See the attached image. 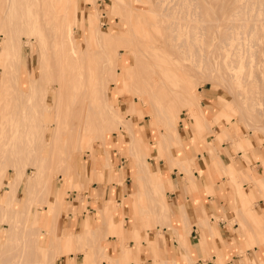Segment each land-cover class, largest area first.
Returning <instances> with one entry per match:
<instances>
[{
	"label": "bare ground",
	"instance_id": "bare-ground-1",
	"mask_svg": "<svg viewBox=\"0 0 264 264\" xmlns=\"http://www.w3.org/2000/svg\"><path fill=\"white\" fill-rule=\"evenodd\" d=\"M94 1L95 0H92V3ZM116 1H118L119 4L120 2H123L126 7L125 12L123 13L121 11L120 14L123 13L124 17L122 20L123 22H125L127 35L123 36L118 33H115L114 31H103L102 29H100V25L102 23L99 18L105 15L104 13H100L97 10L96 14L98 21L95 24H93V26H91L89 32H84L85 39L83 41L82 47L79 48L78 46L79 39H76L75 36L73 35L76 24L71 20V14H72L71 8L73 9L72 0H0V162L2 163L3 161L8 162L2 167L4 177H5V172L8 168L13 169V171L15 169L14 172L15 174L12 176L10 180L9 179L4 180L3 178L2 181L3 184H1V186L2 185L5 186L4 188L6 192H8L10 195L9 201L13 202L14 204L16 202V195L15 196L13 195V190H14L13 183L16 182L18 179H20L25 184L24 190L26 189L23 198L24 207L18 209L19 207H21L22 204L20 206L18 205V208L16 207L15 204L14 206L15 208L12 212L13 215L19 214L20 218H22L21 224L23 225L22 227L25 228V230L23 231L24 234H22L19 241L18 240L16 241L14 239L15 235L11 234L7 236L4 244L0 243L1 246L0 260L2 259L1 257L5 256V254L7 253L8 251L7 246L9 247L15 241L17 243L21 242V245H26V246L29 245L31 242H33L34 248L38 253L37 245L40 241V237H41L40 234L41 232H43V229L41 225H38L36 226V230H33L35 227L33 226L34 225L33 215L36 210L40 208L45 209L46 201L50 198L52 174L49 173L50 171L49 164L53 161L54 168L55 165L57 164L58 167H56L55 169L57 168L60 169V167L62 166L60 162H63L62 160H64L65 164H67V167L66 165H64L65 167L62 166V168H65V170L61 169L60 171H64V174L66 172L69 173L67 170V168H69L68 162H70V160L72 161V156H73L72 149H74V147L78 149L76 150L75 148L77 154L73 156L74 157L73 164H75V168H76V156L79 155L78 153L80 150L79 147H81L80 144L83 143L82 142L83 140L85 142L87 141L86 144H88L89 147L91 146V143L92 144L95 143L94 141H98V142L100 141L102 146H104L107 134L115 130L116 131L120 130V126L122 125V122L116 119V113L119 114L117 110L120 111V108L119 106L118 108H114V106L111 107V105L105 103L103 94L105 93L104 91L105 88L108 87L109 85L106 84L107 86H105L104 90H102L104 85L102 86L101 83V81L103 80V83L105 84V82H107L108 80L104 81V79L106 78L109 79L111 75L110 73H107L108 67H110L109 61L111 59L114 60L119 59L120 51L122 50L119 49V46L120 47L123 46L122 48H124L129 52V54L133 58L134 65L136 64V69H138L136 70L133 63L131 64L133 65L132 67H134L135 70L132 72V74L129 75L128 72V74L126 75V78H131V84L127 83L129 86L133 85V83L138 82V84H140L143 88H145V92L148 91L150 94L159 93L162 95V96L160 95L161 97H168L169 99L171 98L169 96H172L173 94H177L176 97L175 95H173L174 96L173 98H175V100L173 101L172 98L171 99L173 101V102L171 101L172 103L171 102L169 104L163 103L164 105L161 104L162 105L161 108L155 109V111L153 112L157 115L159 114L160 119L163 121V122L160 121V125H162V128L159 129L160 132L159 138L160 141L164 144H162L159 140H157V142H159L160 145H165L163 147L161 146V148L163 149L165 147V150H167L166 152L169 153L168 155V153L165 152L166 153L165 156L167 155V157L165 158L166 159L168 158L167 161L169 163L172 162V160L170 161L169 158L175 159V157L178 156L176 151L174 152V154H172L169 150L172 139H175L179 147H181V150L185 152L184 145L182 142H180L179 134H175L176 137L171 138V134L166 133L170 127L173 128L172 130L171 128L169 130L174 132L175 130L174 128H176L177 122L180 119L178 116L180 112V108L184 107L188 111V113L197 111L196 113H198L199 116H202L203 118H206L207 116L209 117V115L206 116L208 112L209 114H211L210 110L206 112L207 109L205 110L201 107L200 93H198V90H195V85H193L194 84L193 78L196 77V73L197 76L199 75L198 73L199 70H197L196 68H199L201 63L205 64L206 66L205 69L209 67L208 69L210 71L212 70L214 71V69L211 68L213 63V61L210 58L212 52L205 53L206 52L205 50H204L205 52H202L201 45L199 44L200 40H202V37L199 35L200 34L203 35V31H205L204 33L206 34V31H210V29L213 27L210 20L206 21L204 19L203 17L204 11L200 8L201 6L199 7L200 4V3L198 4L199 0H116ZM116 1H113V5L114 3H117ZM214 1L217 2L218 0H214ZM222 2H225V0H223ZM256 6L258 5L256 4ZM123 8H121V10H123ZM247 10L248 9H246V11ZM254 13L256 14V12ZM242 18H240V20ZM253 20L254 18L250 19L251 22ZM258 20L259 19H255V21ZM218 21L217 23H219ZM253 22L251 25H253ZM246 24L247 23H244V25ZM230 26H231L230 24L229 27L226 26L227 29L226 31H224L225 32L224 37L223 39L222 37L220 39V40H224L223 42L225 46L218 45L215 48L217 49L226 48V45L229 44L228 41L232 39L230 33L231 30L228 31L230 29ZM251 28L253 29L254 27ZM92 34L105 37L106 39H108V42L109 41L110 42L106 44V47L104 49L101 47H98V49H94L90 45V35ZM179 37L182 41L177 40ZM233 38H235V36ZM166 41H168L167 42L168 47H165L166 43L164 45V42ZM32 44L37 46L39 53V61L36 67L37 75L35 74V71L32 67L30 70L28 69L30 74L29 75L30 81H29L28 91L25 92V87L20 79V67L23 60L22 48L23 47L27 48L29 46L30 52H32L33 51V49L31 48ZM163 47L168 49L171 48V50L169 49L170 51H167L168 49H165L166 52H164ZM148 49L149 50L151 49L150 51L152 52L148 51ZM176 49L177 51L178 50L181 51V52L179 51V54L181 53L180 55L176 53L177 51L174 52L176 55L177 54L179 55L178 57L179 59H174L172 56L173 52L171 53V51H174ZM160 50L163 51L164 53L162 52L161 54ZM175 54L174 56L176 58L177 56ZM170 55L171 57H169ZM180 57H182L181 60ZM171 58H173L174 60ZM225 58L226 60L224 61L222 68L227 69L230 68L232 64L228 60L229 55H226ZM150 59L152 61H150ZM232 60H233L232 62H236V64L240 63V65H244V66L245 64L248 63L247 62L244 64L245 61L243 62V60L241 59V54L239 50L233 53ZM115 63L116 62H114V64ZM148 65H151L152 68L151 69L150 67L148 68L147 67ZM165 65H166L165 67L166 75L164 73L162 74V72L160 73L159 71V70H163L164 72ZM115 66H119V65L115 64ZM162 66L163 68H161ZM105 68H107L106 72H105ZM112 68L113 67L111 66L110 69ZM102 69H104V72ZM112 70H113L111 71L112 76L110 77V78L113 77L114 79V80L112 79L114 82L113 83L114 85L113 84L112 85L113 87H118V84L115 83L118 82V76L120 75L121 72L117 73L116 71L118 70L120 71V68L116 70L114 69ZM208 73L206 76H211L208 75ZM162 75L163 76L165 75L167 79ZM249 76L250 73L247 75V77H243L241 79V82L244 81L246 83L249 80L248 79ZM257 76L255 77L257 78ZM211 77L213 79L218 78V80L219 78H221L222 80H225L226 83L227 82L229 83L230 81L233 83L232 80L228 79L230 77L227 78L225 77V75L218 76L217 74ZM165 79L167 81L169 80V82H166ZM109 80H110L109 82H111V79ZM254 80L255 79H252L253 82H255ZM249 82L251 81H248V83L246 84H249ZM176 83L179 84L180 90H176L174 88L175 86H177ZM140 85L139 87H141ZM252 85L253 83L251 84V86ZM232 87H234V85ZM263 88L264 87H262V89ZM237 90L239 91L240 88ZM106 92L109 93L110 91L108 92L106 90ZM116 92L115 95H117L119 99L120 92H118L117 94ZM251 92H253V90ZM239 93H243V92L239 91ZM239 93L237 94V96L241 95L243 100L245 99L251 100L254 104L255 102L258 103V101L262 97V94L260 97L259 96L260 93H259L258 96L260 98L256 96L259 98L258 100L256 97H253L250 92H249L250 94L248 95L246 94L247 96H243L244 93L243 94H239ZM257 93L253 95L255 96L257 95ZM107 95H111V93ZM107 95L105 94V97ZM237 96L235 95L233 97V95L231 94L230 99L234 98V100L236 101L237 98L235 99V97ZM110 97L111 96H109L108 98ZM149 97L151 98V96ZM152 100L149 102H152ZM165 100L166 102L170 101L167 100V98H164L161 102ZM107 101L108 100H106V102ZM111 101L113 100H111L110 98L108 102L110 103ZM178 103L179 104L182 103L181 106ZM106 104L107 107L109 106L108 108L111 107L112 109H107ZM152 104L154 105L155 103H151V105ZM189 104H194L195 108L193 109L192 107V109H190L191 106L189 107L188 106ZM153 105L151 106L152 108ZM178 105L180 108L178 107ZM126 110L128 109L126 108ZM208 117L206 119H208ZM129 122L131 121H128V124ZM131 124H129L126 127L133 125ZM133 126L132 128L134 131L135 129ZM209 132L211 131L209 130ZM15 134L20 136V139L18 141H12L11 139V137L14 138L13 136ZM168 135H170L169 137L171 139L167 137ZM133 136H131L130 134V138H129L130 140L126 145L125 153H127L128 155H132L134 157L132 171L135 174H137L138 177L145 184L146 180H148L150 176L151 170L148 167V163L142 157L143 156L145 157V155L148 153L150 145H146L145 148L143 149L137 137L136 136L133 137ZM166 140L168 141L166 142ZM77 141L79 142L77 143ZM86 144H84L83 146H85ZM45 146H47V149H45ZM12 148L14 149L13 152H12ZM83 148H81V150ZM205 152H207L210 158H211L210 155H215L218 158L217 161L220 162L219 156L216 152V148L214 147V145L208 144L207 150ZM58 153L61 154L55 157ZM138 153H140V155ZM56 160L59 161L58 162L59 165L61 164L60 167L57 162L55 163ZM25 166H28L31 169L30 173H27ZM60 171L58 170V172ZM74 171H76V169ZM17 173H20L19 174L20 177H15ZM74 175L77 176L76 179H78L77 171L74 173ZM222 175L227 176L226 173H224V169H222ZM76 179H74V181ZM258 189L261 193V189L259 187ZM147 193H148L147 190L143 189L138 191V196L139 197L143 196V198L141 199L145 200L144 198ZM147 196L149 197L148 194ZM131 199L135 200L134 197ZM133 202L134 201H132V203ZM137 204L139 205V202ZM142 208L140 213L144 215H146L145 212L150 211L149 208L146 207V209L148 210H145L143 212ZM151 209H155V207L151 206ZM146 219L147 218L143 216L142 220H144V223H146L147 221ZM7 224L9 225L8 227L10 231L15 232L14 230L15 225L12 222H8ZM52 226H54V223ZM75 233H80L81 236L80 238L82 239L81 240L82 242L83 240L84 241L88 240V237L91 234H93V239L95 238L94 235L95 230H93V228L86 229L81 232H74V234ZM66 235L67 236L69 235L71 238L74 237L73 234L70 235V233H65V236ZM75 235H79V234H75ZM155 237L156 235L154 236V238ZM71 238H70L71 241L74 240ZM119 238L120 240L118 241L120 248L118 251L119 253H117L116 255H118L121 258L124 256V250L122 248V242H121L123 237H121L120 235ZM77 239L78 238H76L75 236L76 241ZM52 244L53 243H50V245L44 250L42 254L38 253V258L34 260L36 261L37 264L38 262L48 263L49 261H51V259L53 261L52 255L55 256L56 254L54 255L53 252L51 251ZM68 244H70L69 241L66 242V245ZM67 249H71V248H68L67 246ZM100 254H104V253H100ZM104 257L110 258L111 256L108 257L106 255ZM114 257L116 260L117 257L116 256ZM110 259H112V261H115L113 258ZM2 260L4 261V259ZM100 262L101 261H99L98 263L100 264ZM18 264H25V262H19ZM116 264H117V260H116Z\"/></svg>",
	"mask_w": 264,
	"mask_h": 264
},
{
	"label": "rangeland",
	"instance_id": "rangeland-1",
	"mask_svg": "<svg viewBox=\"0 0 264 264\" xmlns=\"http://www.w3.org/2000/svg\"><path fill=\"white\" fill-rule=\"evenodd\" d=\"M113 1H116V0H95L93 3H92V0H72L73 9L71 8V10H72L71 20L76 24V27L74 28L73 35L75 36L76 39H79L78 40L79 48L82 47L83 41L85 39L84 32H89L91 26H93V24H95L98 21L97 14H96L97 10H98V12L104 13V15H105V16H101L99 18L101 23H102L100 25V29H102L103 31H114L115 33H118V34L123 35V36L127 35L125 22H123V20H122L124 17L123 13L125 12L126 7H125L124 3L120 2V1H119L120 4L118 3V1H116L118 4L114 3V5H113ZM222 1L223 0H218L217 2H215L214 0H199L198 1V4L199 3L201 4V5L199 4V7L201 6L200 8L204 11V13H203L204 19L206 21L210 20L212 23V26H213L210 29V31H206V34L204 33L205 31H203V35H201V34L199 35L202 37V40H200L199 44L201 45L202 52H205V51H206L205 53L212 52L211 53L212 55L210 57L211 60L213 61L211 68L214 69V71L213 70L210 71L208 69L209 67H207V69H205L206 68L205 64L201 63L200 67L196 68L197 70H199L198 73L201 77L199 75H198L199 76L198 77L197 73H196V77L193 78V83H194L193 85H195V90H198V93H200V96H201L200 101L202 102L201 99L203 97V93H202L203 90H205V89L212 90L213 92L215 91V93H216V99L213 102L214 105L216 104V106H214V108L212 107V109L211 108L207 109V108H205L206 106L203 107V109H205V110L207 109L206 112H208V110H210V113H211V114H209V112H208L206 114V116L209 115V117L207 116L208 119H206L207 117L203 118L202 116H199V114L196 113L197 111L196 112L193 111V112L188 113V111L184 107H181V108L179 107V105L181 106L182 103L181 104L178 103L179 104L178 107L180 108V112H179L178 116L180 119L177 122L176 128H174L175 130L173 129L174 132L171 131L173 127H170L171 130H169L170 129L169 128L166 132V133L171 134V138L172 137L174 138V137H176L175 134L183 133L182 131L186 130V128H187V130L189 132H187V133L185 132L184 135L185 136H187V134L188 135L190 134V135L187 138V140L185 142H183L184 149H185L186 153L181 150V147H179L176 140L172 139L171 146H170L169 150L172 154H174V152L176 151L178 156H176L175 159L169 158L170 161L172 160V162L169 163L167 161L168 158L167 159L165 158V157H167V155L165 156V154L168 153V152H166L167 150H165V147L163 148L164 151L161 148V146L163 147L165 145H160V143L157 142V140L160 141L159 129L162 128V125H160V121L161 122H163V121L160 119L159 114L157 115L153 112L155 111V109L161 108V106L164 105L163 103L169 104L172 100L174 101L175 98H173L174 97L173 95H175V97H176L177 94H173L172 96H169V97H171L169 99L168 97H161L162 95L159 93L158 94H152V93L150 94L148 91H146L147 92L146 93L145 88H143L140 84H138V82L133 83V85L129 86L128 84H131V78H126V75L128 74V72H129V75L132 74V72L136 69V64L134 65L133 58L131 57V55L129 54V52L127 50L122 48L123 46L122 47L119 46V49H122L120 51L119 59H116V60L111 59L109 61L110 67H108V70H107V73H110L111 74L110 77H111L112 76L111 71H113L112 69L116 70V69L120 68V71L119 70L116 71L117 73L121 72L120 75L118 76V82L115 83V84H118V87H113V85H114L113 84L114 83L113 77L112 78L109 77V79H111L112 83L109 82L110 80L107 78L104 79V81L108 80L107 82H109V83L105 82V84H104L103 80L101 81L102 86L104 85L102 90H104L105 86H107L106 84L109 85L108 87L105 88V90H104L105 93L103 94L105 103H108V105H111V107L114 106V108H118V106H119V108H120V111L117 110V112L119 114L116 113V119L119 120L120 122H122V125L120 126V130H119L120 132L118 130L112 131L111 133L109 132V134H107L104 146H102L100 141L99 142L94 141L95 143L94 142H93L94 144L91 143L90 147L88 146V144H86L87 141L86 142L84 140L82 141L84 144H86L85 146H83L84 144L80 142L82 145L80 144L81 147H79V149L81 150V148H83V147L84 148L81 151L79 150V152H78L79 155L76 156V159L84 153L92 154L100 146L105 147V148L108 146L110 148H115L118 156L123 157L125 159V164H126V167L128 170L129 180L131 183V190H132V187H134L136 185L134 183V180L136 179L137 181H139L140 186H139L138 190H135L136 192L133 193V195H135V196H133L130 193L127 195L128 203H127V207L125 208L124 215H122L121 211H118V210H120V206L117 205L114 201H106L101 206V208L98 209V217L101 218V220L103 222L102 224L106 225V230H105L106 233H108V235L116 236L117 240H120L119 236L121 235V237H123V235L117 231L116 222H115L114 228H113L114 232L112 231L111 220H112V217L114 215H116L118 218L119 217L121 218L120 225L124 230H127L129 232L132 229L136 228V233L139 237L138 240H140V242H141V245H140V248H141L140 249V252H141L140 259L141 260H143V258H144L143 257L144 242H145V245H148L150 242H153V243L157 242L158 234H160V235L165 234V237H166V234L168 235L167 232H169V231H165L166 227H160L159 228V225H158L159 222L156 221V219H155L156 216L154 215V213H155V214H158L159 216H161V214L164 213L163 217L162 216L161 217L163 218V221L165 223H168L170 221V218H171V216L168 212V205H167L168 193L166 192V191H171V188H169V189L163 188V186H164L163 181L165 178L163 177V175L161 173V171L164 172L165 166H167V168L169 169L168 171H171V169L173 167H175L178 170V172H182V174L183 173L185 174V176L189 182H193L196 179L192 174V169L194 168V161L197 159V157H201L200 154L202 152H205L207 150L208 144H212L215 147L216 143H219L222 141L223 142L231 141L232 143L233 142L235 143L236 141H238L241 144L243 143L244 145H247L248 150H244L242 152L240 151L242 158H245V155L249 154V152L252 151L251 148L254 146L253 143L257 147H260V146L262 147V145L264 146V127H263L264 126V108H263L264 107V88L262 89V87H264V45H263L264 44V11H263L264 10V0L263 1H261V0H235V1L234 0H225V2H222ZM256 4L258 6H256ZM224 5H225V7H224ZM120 6H121V8H123V7H125V8H123V10H121ZM252 8H253V10H252ZM229 9H230V11H229ZM246 9H248V10L246 11ZM121 11L123 13L120 14ZM254 12H256V14ZM218 14H219V17H218ZM253 15H254V17H253ZM240 18H242V19L240 20ZM253 18H254V20H253L254 22L252 21L253 25H251L252 22L250 21V19H253ZM218 19H219V21H218ZM255 19H259L260 21L259 20L255 21ZM247 20H248V22H247ZM217 21L219 23H217ZM258 22H259V24H258ZM215 23H217V24H215ZM228 23L231 25L230 29L228 31L231 30L230 33H231L232 39H230L228 41L229 44L226 45V48L217 49L215 47L218 45L219 46H221V45L225 46V44L223 42L224 40H220V39H221V37L223 39L224 33H225L224 31H226V29H227L226 26L229 27ZM244 23H247V24L244 25ZM250 25H251V27H254L253 28L254 31L250 27ZM248 26H249V28H248ZM215 29H217V30H215ZM216 31H218V32H216ZM218 33H220V34H218ZM233 34H235V35H233ZM88 35H89V33H88ZM234 36H235V38H233ZM182 37H185V36H182ZM104 38L105 37H102L99 35L97 36L95 34L90 35L91 47L94 49H98V47H101L104 49L106 47V44H108L110 42V41L108 42V39H106V38L104 39ZM177 40L178 41L181 40L180 37ZM206 40H208V41H206ZM217 40L219 41V43ZM167 42L168 41L164 42V45L166 43L165 47H168ZM31 48L33 49L32 52H30L29 46L27 48L26 47L22 48L23 60H22V64L20 67V79H21V81L25 87V92L28 91V86H29V81H30L29 70L32 67L35 71V74L37 75L36 67H37V64L39 61V53H38L37 46L32 44ZM163 49H164V52H166L165 49H168V48L163 47ZM169 49L171 50V48H169ZM169 49L167 51H170ZM210 49H211V51H210ZM213 49H214V51H213ZM150 50L148 49V51H150ZM238 50L241 54V59L243 60V62L245 61L244 64L248 62L247 64H245V66L240 65V63L236 64V62H232L233 61L232 55L234 52H237ZM175 51H177V49L174 51H171V53L173 52L172 56L174 59H179L178 57L181 54V53L179 54L180 50H178L176 52L179 55L178 54L176 55L174 53ZM255 51H256V53H255ZM150 52H152V51H150ZM162 52L163 51L160 50L161 54H162ZM167 53H170V52H167ZM174 54L177 56L176 58H175ZM226 55H229L228 60L232 64V66L230 68H227V69L222 68L223 63L226 60V58H225ZM169 57H171V55ZM173 58H171V59H173ZM181 58L182 57H180V60H181ZM150 61H152V60L150 59ZM114 62H116L115 64H117L119 66H115ZM132 63L134 65L135 69H134V67H132L133 66V65H131ZM186 63H189V62H186ZM111 66L113 67L112 69H110ZM152 66H153V64H152ZM152 66L148 65L147 67L148 68L150 67V69H151ZM201 66H203V67H201ZM165 67H166V65L164 66V68ZM161 68H163V66ZM106 69L107 68H105V72H106ZM194 69H195V67H194ZM204 69H205V71H204ZM102 70L104 72V69H102ZM136 70H138V69H136ZM157 70H158V68H157ZM159 71H160V73L162 72V74L163 73L165 74L166 68L164 69V72H163V70H159ZM244 71L246 74L244 73ZM207 73H208V75H211V76H214L217 74H218V76H220V75L224 76L225 75V77H227V78L230 77L231 79L230 78H228V79L232 80L233 83L231 81L229 82L230 84L228 82L226 83V81L222 80L221 78H219L220 81L218 80V78L213 79L211 76H206ZM249 73H250V76L248 77V79H249L248 81H251L253 83L252 86H251V84H252L251 82H249V84H246V83H248V81L246 83L244 81H243L244 83L241 82V79L243 77H247V75ZM256 73L258 74V76ZM232 74H233V77H232ZM165 75L164 76L162 75V76L166 78ZM255 76H257L258 79ZM233 78H234V80H233ZM166 79H165V81L169 82V80L167 81ZM194 79H195V81H194ZM252 79H255L254 80L255 82H253ZM259 81H260V83H259ZM176 84H177V86H175L174 88L176 90H180L179 84L178 83H176ZM228 84H229V86H228ZM17 85H18V83H17ZM139 85L141 87H139ZM233 85H234V87H232ZM247 86H248V88H247ZM249 87H251V88H249ZM107 88H109V89H107ZM239 88H240L239 91L243 92L244 94L239 93V91L237 90ZM106 90L108 92L109 91L110 92L107 93ZM116 90H117V92H116ZM130 90H131V92H130ZM252 90H253V92H251ZM135 91H137V92H135ZM115 92H116V94L118 92H120V98L119 99H118V96L115 95ZM133 92H135V93H133ZM249 92L252 94L253 97L258 96L259 93H260L259 96L261 97V94H262V97L260 100H259V98H260L259 96H258L259 98L256 97L259 100V101L257 100L258 103L255 102V104H254L251 100H246V99L243 100L241 95L237 96L238 93L243 94V96H247L248 94H250ZM110 93H111V95H107ZM255 93H257V95L254 96L253 94H255ZM105 94L108 97L111 96L110 98L113 101H111L109 103L108 101L110 98H108L106 96L107 97V99H106ZM231 94L233 95V97L235 95L237 96V97H235V99L237 98L236 101L234 100L233 97H232L233 99H230ZM149 96H151V98L153 100ZM164 98H167V100H170V101L166 102V100H165V101L161 102ZM238 98H240V99H238ZM149 99H151L152 102H149V101H151ZM106 100H108V101L106 102ZM154 100H155V102H154ZM151 103H155L154 105L152 104L154 109L151 107L152 106ZM116 104H118V105H116ZM130 104H131V106H130ZM156 106H157V108H156ZM188 106L189 107L191 106L190 109H192V107H193V109L195 108L194 104H189ZM108 107L106 104L107 109H112L111 107L110 108H108ZM126 108L128 110H126ZM130 108H131V110H130ZM129 110H130V113H129ZM259 111H260V113H259ZM240 112H242V113H240ZM198 117L201 119H199ZM74 118H76V117H74ZM128 121H131V122H129V124L132 123L134 125L133 126L131 124L135 129L134 131H133L132 126L126 127L129 125ZM189 122L192 124V129H193L192 131H194V132H191L189 130V128H188ZM182 123L184 124V128H183ZM126 124H128V125H126ZM203 127H205V128H203ZM209 130L211 132H209ZM129 131H131V132H129ZM134 132H135V134H134ZM129 133L131 134V136L134 135L133 137H135V136L137 137V139L139 140V143L143 149L145 148L146 145H150L148 153L145 155V157L144 156L142 157L148 163V167L151 170L150 176H149L148 180H146L145 184L138 177V175L132 171L133 170V159H134V157L132 155H128L127 153H125L126 145L128 144V142L130 140L129 139L130 138ZM169 136L170 135H168L167 137H169ZM222 136H226L228 138L226 140H222L221 139ZM13 137L14 138L11 137L12 141H18L20 139V136H18L17 134H15ZM231 137L232 138L235 137L236 140H231ZM165 138H164V141H165ZM162 141H163V139H162ZM167 141L168 140H166V142ZM78 142L79 141H77V143ZM193 143L195 146L198 147L197 151H198L199 155H197V156H196L197 152L194 153L193 155H191L189 153V149L191 147V144H193ZM162 144H164V143H162ZM93 145H94V148H93ZM175 145H178V146L175 147ZM75 148L76 147H74V149L71 148L73 151V156H75L77 154L76 150H78V149L76 148V150H75ZM156 148L161 150V153H159L158 155H157ZM45 149H47V146H45ZM107 149H109V148H107ZM166 149H168V148H166ZM13 150L14 149L12 148V152H13ZM179 151H181L182 153L180 154ZM236 151H238V150L236 149ZM141 153H142V151H141ZM59 154H61V153H58L55 157H57ZM138 154L140 155V153H138ZM206 154H207V152H206ZM168 155H169V153H168ZM73 156H72V161L70 160L71 164H70V162H68L69 168H67V170L69 173L66 172L64 174V171H60L61 169L65 170V168H62V166L66 165V167H67V164H65L64 160H62L63 162H60L62 164L61 167H60L61 164L59 165V163H58L59 161H57V160L55 161V163L56 162L58 163L60 169L59 168L55 169L56 167H58L57 164L55 165V168H54L53 161L50 163L51 165L49 164V169H50L49 173L52 174L51 175L52 176V185H51V191H50V198L46 201L45 209L40 208V209L36 210L34 212V215H33V224H34L33 226H35L33 230H36V226H38V225H41V227L43 229V232H41V234H40L41 235L40 241L37 245L38 253L42 254L44 252V250L50 245V243H53L51 246V251L53 252L54 255L56 254L55 256L52 255L53 260L55 257H57L60 254L67 255L69 252H71V253H73V256H72L73 258H74V255L76 253L79 254V258L81 257L80 264H99L98 263L99 261H101L100 264H102V262H106V264H116V260H117V264H120L121 260L124 259V256L120 258L118 255H116L117 253H119L117 250L116 251L113 250V252L110 255L105 253V249H106L107 244L103 243V241H102V239L104 238V234L102 233V227H99V225H97L95 228H93V230H95L94 235H95L96 239L95 238L93 239V234H91V235H89L88 240H86V241L83 240V242L81 241L82 239L80 238L81 237L80 233H75V234H79V235H75L74 232H72V230L70 228H60L59 227V224L61 221L60 210L62 208L63 198L66 195V190H68V191H71V190L80 191L83 188L82 182L79 181V176H78V179H76L77 176L74 175V173L76 172L74 170L76 168H75V164H73L74 163L73 162L74 161ZM210 156H211V158L210 157L209 158L211 160H213L215 162L217 161L218 158L215 155H210ZM168 157H171V156H168ZM257 157H258V154H254V158H257ZM158 161L163 162V165L160 166V168L162 170L160 171L159 169H157L156 171H152V170H155L156 168H158ZM187 161H190V162H187ZM219 161L220 162H218V161L217 162L220 163L219 166L221 168V171H220V168L218 167V169H219L218 170V173H219L218 178L222 177V181H221L222 184L225 186L229 185L230 188H233L234 192L236 191V193L239 197L240 204H239L238 208L235 209V211H234V213H235L234 221L238 222L241 225V227L243 228L244 234L247 233L246 235H249L248 238L250 239L252 244H256V245L262 244L263 242H261V240L259 239L260 238L259 228L256 225L255 226L248 225L245 222V214H246L245 211H247L249 209H253V208H252V203L248 199L249 198V192L243 190L240 185L242 182H251L256 187L261 184L264 188V177L261 179L260 182L259 181L255 182L249 178V174L245 170H239V171L234 170L232 167V162H226L223 160V158H220V157H219ZM3 163L0 162V187H1L0 188V208H1L0 209V243L1 244H4L8 235H11V234L15 235L14 239L16 241L17 240L19 241L22 234H24L23 231L25 230V228L22 227L23 225L21 224L22 218H20L19 214L13 215L12 212L15 208L14 207L15 204H16L17 208H18V205L20 206L22 204L21 207H19L18 209L24 207V205H23L24 199L23 198H24V193L26 190V189L24 190V188H25L24 182L22 180L18 179L16 182L13 183L14 184L13 195L14 196L16 195V202L14 204L13 202L9 201L10 195L8 192H6V190L4 188L5 186L4 185L1 186V184H3V182H2L3 178H4V180H8V179L10 180L12 178V176L15 174L14 173L15 169L13 171V169L8 168L5 172V177H4L2 167L8 162L3 161ZM25 167H26L27 173H30L31 169L28 166H25ZM71 167H72L73 171H72ZM51 168H52V171H51ZM70 169L72 172L70 171ZM222 169H224V173H226L227 176L222 175ZM248 169H251L250 165H249V167H247V170ZM58 170L60 172H58ZM1 171H2V173H1ZM61 172H62V174H61ZM251 172H252V170H251ZM19 174L20 173H17L15 175V177H20ZM252 174H253V172H252ZM1 176H3V177H1ZM256 178H260V177H256ZM74 179H76V180L74 181ZM148 187L153 188L152 191L154 193V196L149 195ZM142 188L147 190V192H148L147 194L149 195V197L146 194L148 201L141 199V198H143V196L142 197L138 196V191L142 190ZM261 195H262V192H261ZM7 197H8V199H7ZM133 197L135 198V200L131 199ZM244 198H246L245 203L243 201ZM132 201H134L135 203L134 202L132 203ZM137 201L139 202V205L137 204L138 203ZM146 205L150 211L145 212L146 215H144L140 212H141L142 207H143L142 208L143 212L145 210H148V209L144 208V207H146ZM151 206L155 207V209H151ZM104 210H105V212H104ZM137 215H140L139 217L141 219V229H139L135 226V224L138 223V220L136 218ZM13 216H14V218H13ZM143 216H145V218H147L146 223H144V220H142ZM204 217H206V216H204ZM8 222H12L15 225V228H14L15 232L10 231V229L8 227L9 225L7 224ZM53 223H54V226H52ZM161 224H163V223H161ZM90 228H92V227H90L88 225V222L85 220L82 223L80 230L76 231V232H81V231H84V230L90 229ZM244 229L246 230V232ZM49 231H52V232H49ZM57 232H58V234H57ZM65 233H70V235L73 234L74 237L71 238L69 235L65 236ZM155 235H156V237H155L156 239L154 238ZM187 235H188V231H185V238L181 241V243L184 246H186V249H187V247L189 248V245L187 243ZM75 236H76V238H78V239L80 238V239L79 240L77 239V241H76ZM171 236H172V239H175V241L178 244V241L176 240L174 235L171 234ZM70 238L74 239L72 241H74L75 244H74V242H72L70 240ZM16 241L13 244H11L9 247L7 246L8 251L6 249L7 253L5 254V256L1 257L2 259H4V261L1 259L2 262L0 260V262H1L0 264H2V263L3 264H18L19 262H25V264H37L36 261H34L35 259L38 258V253L36 252V250L34 248V243L31 242L29 245L26 246V245H21V242L17 243ZM67 241H69L70 244L66 245ZM70 241L72 242L73 245L71 244ZM121 242H122V248L124 250V253H125V249L127 248V246L131 247V244H134L133 241H129V239H127L126 237H124V239H122ZM69 245H70V247H69ZM67 246H68V248H71V249H67ZM178 246H180V245L178 244ZM2 248H3V246H2ZM100 253H104V254H100ZM99 255H102L103 257L99 256ZM106 255L108 257L111 256L110 258H113L114 260H115V257H114L115 255L117 258L115 261H112V259L104 257ZM218 259H219V256H217V261H218ZM52 262L53 261L51 259V261H49L48 263L47 262L46 263L38 262V264H52ZM132 263H134V262H132ZM154 264H161V262L159 260L155 259ZM168 264H172V262H170Z\"/></svg>",
	"mask_w": 264,
	"mask_h": 264
},
{
	"label": "crops",
	"instance_id": "crops-1",
	"mask_svg": "<svg viewBox=\"0 0 264 264\" xmlns=\"http://www.w3.org/2000/svg\"><path fill=\"white\" fill-rule=\"evenodd\" d=\"M202 93L201 107L214 108L216 106L213 103L216 99L215 91L205 89ZM182 125L184 128L183 123ZM188 128L194 132L190 122ZM182 132L178 134L180 142L183 143L190 134L184 135L185 132H189L187 128ZM227 138L226 136L221 137L222 140ZM231 140L236 139L231 137ZM253 145L252 151L246 154L245 158L241 157L240 151L248 150L247 145L238 141L235 143L222 141L216 143L215 147L220 158L226 162H232L234 170H245L251 180L260 182L264 177V146L257 147L254 143ZM177 146L175 145V147ZM156 150L157 155L161 153L158 148ZM197 150L198 147L193 143L189 153L193 155L197 152V156L199 155ZM179 153L182 152L179 151ZM254 154H258V157L254 158ZM200 156L194 161L192 174L196 179L193 182H189L185 174L178 172L175 167L168 171L169 169L165 166L164 172H162L160 166L163 165V162L161 161H158V168L152 170L159 169L165 178L163 188H171V191H166L169 201H167L168 212L171 218L168 223H165L162 218L164 213L161 214L162 217L154 213L156 221L159 222V228L166 227L165 231L169 232L166 237L165 234H158L157 242H150L148 245H145L144 242L143 260L140 259L141 242L138 240L136 228L128 232L121 227L120 217L118 218L116 215L112 217V231L114 232L113 228L116 222L117 231L123 235V239L126 237L134 243L131 244V247L127 246L124 259L120 264H154L155 259L159 260L161 264L170 262L172 264H264L263 186L258 185L262 196L258 187L251 182H242L240 185L243 190L249 192L248 199L253 208L245 211V222L248 225H256L260 231L259 239L263 243L257 244V246L251 243L247 233L244 234L241 225L234 221V211L240 204L239 197L233 188L222 184V177L218 178L219 163L211 160L206 152H202ZM249 165L251 169L247 170ZM251 170L256 177L260 178H256ZM76 171L83 188L80 191L66 190L60 210L59 227L70 228L72 232H76L80 230L85 220L92 228L99 225L104 234L102 241L107 244L105 253L110 255L113 250L119 251V242L114 235L106 233V225L102 224L101 218L98 217V209L106 201H114L120 206L118 211L124 215L128 203L127 195L129 193L133 195L135 190H138L139 181L133 179L136 185L131 190L125 159L118 156L115 148L109 146L98 147L94 154L80 155L76 159ZM152 190V187H148L149 195L154 196ZM145 200L148 201L146 197ZM245 200L246 198L243 199L244 203ZM139 216H136L138 223L134 224L141 229ZM185 231H188L189 248L187 247V249L181 243L185 238ZM171 234L174 235L180 246L175 239H172ZM72 256L73 253L60 254L54 258L52 264H80L79 254L76 253L74 258ZM217 256H219L218 261ZM102 264H106V262H102Z\"/></svg>",
	"mask_w": 264,
	"mask_h": 264
}]
</instances>
